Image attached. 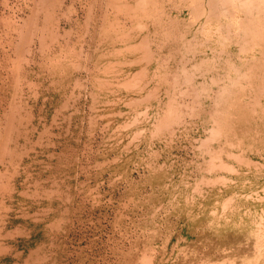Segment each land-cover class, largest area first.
Here are the masks:
<instances>
[{"label":"bare ground","instance_id":"1","mask_svg":"<svg viewBox=\"0 0 264 264\" xmlns=\"http://www.w3.org/2000/svg\"><path fill=\"white\" fill-rule=\"evenodd\" d=\"M79 1V8L71 4L65 9L64 0L26 1L25 5L30 7L27 17L19 21L15 19V13L12 20L7 21L8 30L2 32L3 37L0 35L13 51V55L6 52V64L2 63V69L7 71L5 75L2 71L0 74V264L4 262L2 257L9 252L14 253L18 259L20 244L17 243H25L26 239H31L35 229H39L36 225L40 218L36 221L31 207L27 205H32L40 198L38 196L43 195L47 201H39L37 205L39 208L46 205L51 209L54 208V201L58 200L52 194L54 191L41 184V181L31 183L29 176L33 174L31 171L27 173L24 165L29 163V158L25 159L24 155L36 145L31 144L33 138L28 135L32 114L24 96L28 92L27 84L32 83L29 76L36 65L41 67L37 71L39 74L47 69L55 90L68 83L74 70L81 67L75 57L80 47L75 48L72 38L67 40V50L61 48L54 55L49 52L56 44H61L58 42L59 32L53 28L62 16H66L64 19L70 22V27L75 20L79 22L78 27L84 22L83 31L79 32L92 37V52L97 53L93 55L101 62L109 54L105 50L107 47L116 49V60H121L122 54H131V60L128 58L121 63L140 62V69L136 72L128 71L126 81L121 84L126 88L125 95L131 91L140 94H130V102L134 108H137L138 100L158 98L163 90L161 87L166 84L165 93L168 98L159 106L157 118L150 128L151 136L167 139V134L172 135L167 139L170 141L177 134L178 124L184 123L188 115H202L203 112L209 114L213 127L206 142L197 146L198 155L204 156L203 164L198 161L196 163L203 177L186 194L182 209L195 222L199 221L200 213L209 214L206 226H211L210 222L220 224L219 233L227 238L226 242H230L228 246L234 247L226 254L225 261L217 260L210 264H264V192L258 191L260 187L264 191V182L256 181L255 184L258 185L255 188L253 184H244V188L238 193L234 192V195L218 198L216 194L217 198L213 203L198 200L193 194H202L200 182L203 180L209 184L218 169L223 167L231 171L238 170L236 163L228 157L235 156L242 162L244 146L255 147L259 146V142H264V0ZM71 2L76 4V0ZM13 3L15 5V1ZM80 12L84 15V21L82 16L79 17ZM71 31L67 33L70 34ZM36 39L39 42L38 49L32 47ZM234 43L239 46L237 52L232 50ZM203 48L209 49V53L206 50L203 54ZM113 60L110 61L111 65L105 63L107 66L103 75L101 71L100 74H92L94 82L99 84L98 89L92 90L93 95L97 94V90H119V84L114 85L110 76L105 75L116 68ZM30 61L35 65H30L33 64ZM150 61L156 62L154 69L149 66ZM35 89L36 85L28 94L37 95ZM187 94L192 96V102L188 104L180 98ZM248 95L250 104L244 102ZM206 98L213 101L211 106ZM67 103L68 99L56 104L57 111H61ZM136 111L140 113V110ZM137 115L133 116V120L137 119ZM145 129L147 132V128ZM218 139L220 143L213 144ZM231 146L239 148V158L238 153L230 149ZM151 165L154 177L163 179L164 175H169L165 166L154 163ZM19 174L23 175V179L17 181ZM237 196H243L242 199L245 200L249 196L252 200L259 198L261 206L252 208L248 204L246 209L241 206L238 209ZM232 215L234 216L231 217ZM45 216L48 217L49 214ZM15 221L16 228L7 227L9 222ZM229 225H234L240 232L236 230L233 236L226 234L223 229ZM45 227L42 229L47 231L49 227ZM25 233L28 236L19 240L18 236ZM9 239L15 240L16 245H10L12 242ZM194 251L197 252L198 247ZM34 256L28 258L32 259ZM20 260H15L13 264H29L27 258L25 261ZM139 264H151V261L143 254Z\"/></svg>","mask_w":264,"mask_h":264},{"label":"rangeland","instance_id":"2","mask_svg":"<svg viewBox=\"0 0 264 264\" xmlns=\"http://www.w3.org/2000/svg\"><path fill=\"white\" fill-rule=\"evenodd\" d=\"M6 1L0 0V11L3 10L0 12L2 37L8 30L7 21L12 20L15 13V19L19 21L26 18L30 7L25 2H32ZM71 1L64 0V9L71 4L80 7L79 0H76V4ZM79 17L84 21L83 13ZM64 18L66 16H62L59 23L52 27L59 32V41H56L61 44H56L49 52L54 55L61 48L67 50V40L72 38L75 48L80 47L75 57L81 67L74 70L71 80L60 87L61 92L60 89L55 90L47 69L39 74L37 71L41 67L36 65L29 76L32 83L27 84L26 89L29 92L36 85L37 95L27 92L24 96L32 114L28 135L33 138L31 144L36 143L35 148L24 155L25 159L29 158L28 165H24L27 173L31 171L33 174L29 176L31 183L41 181V184L54 191L52 194L58 200L54 201V208L51 209L46 205L42 208L37 205L39 201H47L43 195L38 196L40 198L32 205H27L31 207L34 219L37 221L40 218L39 224L36 222L39 229L34 228L31 239H26L25 243H17L20 244V251L16 248L18 259L14 253L9 252L2 257L3 264H13L19 259L25 261L26 258L29 264H139L143 254L149 257L151 264H210L217 260L225 261L226 254L234 247L228 246L230 242H226L227 238L219 233L220 224L210 222L209 225H212L206 226L209 214L204 212L200 213L199 221L195 222L181 206L185 204L186 194L203 177L196 163L204 162V156L198 155V147L206 142L213 127L209 114L203 112L202 115H188L184 123L178 124L177 134L170 141L167 139L172 135L167 134V139L151 136L150 128L157 118L159 106L168 98L165 93L166 84L161 87L163 90L159 93V99L138 100V106L134 108L130 102V94L139 93L131 91L125 95L126 88L121 84L126 81L128 71L136 72L140 69V62L121 63L128 58L131 60V54H122L121 60H116V49L110 47L105 49L109 54L101 62L93 55L97 53L92 52V37L84 34L83 38L84 35L79 32L83 31L84 22L80 21L82 23L78 27L79 22L75 20L70 27V22ZM69 31L70 34L67 33ZM0 39V74L2 71L5 75L7 70L2 69L4 58L6 52L13 55V51L9 43L4 42L1 37ZM38 44L36 39L32 47L38 49ZM232 46V50L237 52L239 46L236 43ZM81 47H84L83 51L79 52ZM206 50L209 53L207 48H203L202 53ZM111 59H114L112 63L116 68L105 75L110 76L114 85L119 84V90H97V94L93 95L92 90L98 89L99 84L94 82L92 74H100L101 71L103 75L107 66L105 63L111 65ZM155 63L150 61L149 66L154 69ZM180 98L186 104L192 102L191 95ZM67 99V106L57 111L56 104ZM205 100L211 103L210 106L213 104L211 99ZM244 102L250 104L249 95ZM136 110H140V113ZM136 114L137 119L133 120ZM138 130L141 131L139 135ZM219 140L213 141V144L220 143ZM230 149L240 157L238 147L231 146ZM228 158L236 163L238 170L231 171L222 167L215 172L209 184L202 180L199 185L203 188V193H193L198 200L213 203L217 195L218 198L234 195V192L238 193L244 188V184H253L255 188L258 185L255 184L256 181L264 182V142H259V146L255 147L244 146L242 162L235 156ZM153 163L165 166L169 175H164L163 179L154 177L151 171ZM22 179L23 175L19 174L17 181ZM258 191L264 192L263 187ZM242 198L243 196H237L238 209L240 206L246 209L248 204L252 208L261 206L259 198L253 199L254 201L250 196L246 200ZM194 205L198 207L197 204ZM46 214L49 216L46 217ZM16 223L9 222L7 227L14 229ZM42 226L52 227L44 231ZM236 230L234 225L223 229L230 236L238 231ZM27 236L25 233L18 237L22 240ZM11 239L10 245H16V241ZM196 247L197 252L194 251ZM31 255L35 256L28 258Z\"/></svg>","mask_w":264,"mask_h":264}]
</instances>
